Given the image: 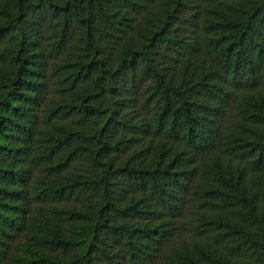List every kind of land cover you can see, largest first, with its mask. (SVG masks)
<instances>
[{
    "label": "trees",
    "instance_id": "obj_1",
    "mask_svg": "<svg viewBox=\"0 0 264 264\" xmlns=\"http://www.w3.org/2000/svg\"><path fill=\"white\" fill-rule=\"evenodd\" d=\"M0 264H264V0H0Z\"/></svg>",
    "mask_w": 264,
    "mask_h": 264
}]
</instances>
